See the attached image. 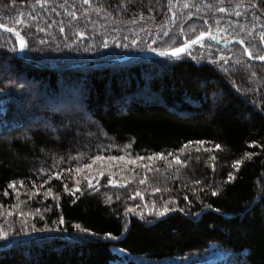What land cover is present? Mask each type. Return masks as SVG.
I'll return each instance as SVG.
<instances>
[{
	"label": "trees",
	"instance_id": "trees-1",
	"mask_svg": "<svg viewBox=\"0 0 264 264\" xmlns=\"http://www.w3.org/2000/svg\"><path fill=\"white\" fill-rule=\"evenodd\" d=\"M19 19L30 30L25 23L17 25ZM0 23L29 42L19 57L14 35L0 31V87L27 80L38 97L55 101L74 85L85 92L84 110L94 120L73 125L46 110L50 128L16 131L26 120L19 115L28 93L12 88L7 97L0 95V208L18 204L8 187L12 181H23L28 194L52 197L44 205L32 204L43 222L10 224L13 231L0 240V264H137L133 259L162 264L214 251L233 256L231 264H264V61L254 58L264 55V0H16L14 5L0 0ZM207 30L220 44L203 38L196 58L190 51L178 58L50 69L122 59L152 48L167 51ZM100 134L127 144L140 157L177 153L196 141L210 151L182 165L154 167L161 174L156 188L173 209L158 216L128 194L101 184L89 188L73 177L75 159L97 151ZM45 181L49 184L42 187ZM77 181L80 192L64 190ZM109 232L114 238L106 236Z\"/></svg>",
	"mask_w": 264,
	"mask_h": 264
},
{
	"label": "rangeland",
	"instance_id": "rangeland-1",
	"mask_svg": "<svg viewBox=\"0 0 264 264\" xmlns=\"http://www.w3.org/2000/svg\"><path fill=\"white\" fill-rule=\"evenodd\" d=\"M49 4V3H48ZM43 3H41V6ZM47 5V3H45ZM48 6V5H47ZM208 40H212L210 37ZM2 42V41H1ZM204 45L201 43H198L195 47H193L190 51V55L195 57V54L198 53L199 48H203ZM159 51V50H158ZM189 53V52H188ZM24 54V53H23ZM22 54V55H23ZM2 75L9 74L8 72L1 71ZM10 79H12V75L9 76ZM34 84V83H33ZM29 81H25V84L15 88L16 92H26L27 91V97H24L22 106L20 107V115L21 119L26 118L25 122L21 124L18 127H15L16 131L20 129H26L33 126H44L50 128L51 123V116L48 114H45L46 110H51V113L61 114L62 119H68L71 120L72 124H84L86 125L88 123H93V118L89 117L87 113L84 110L85 101H84V93L81 92V94L78 92V90H75L74 85H68L66 87L65 91L61 92V97L57 98L55 101H49V99L42 98V96L39 94L40 97H38V91L36 90L33 85ZM26 85H29L33 87L30 91L26 87ZM39 89V88H38ZM84 90V89H82ZM149 99V97L147 98ZM124 105H129L128 101H123ZM53 106H56V109ZM93 126V125H92ZM98 128V127H97ZM12 131V130H11ZM8 131V132H11ZM13 130L12 132H14ZM96 141H98V150L93 151L91 154L85 156L83 159H75L76 166L71 170L73 172L75 178L80 177L82 181L87 183V180L85 177L91 176L94 177L93 188H101L99 185L103 188H107L109 190L114 189L116 193L120 194H128L130 195L131 200L134 203L141 204L144 208H146L147 212H157L162 209L164 206L165 197L161 192L154 191L156 189V185L161 180V174L156 170L154 167L162 166V165H171V166H177V164L173 161V156H180L181 160H187L191 156H194L195 154H201L205 152H209L210 149L206 144H193L188 147H186L184 150L172 153V156L164 155V159L160 158H154L153 160L149 161L147 159L140 161L136 159V157H140L135 155L131 152L129 146L127 144L121 145L116 143V141L113 138L107 137L103 134H100L99 137H95ZM205 149H208L206 151ZM103 155L105 157H111V156H124L125 160L120 161H108L105 160L103 162H97L93 169L91 170V173L88 169H84L82 172L77 173L75 169L79 166H81L84 163H90L91 157L93 155ZM128 160H135V163H128ZM183 164V163H182ZM179 164V165H182ZM143 165H149V168H145ZM69 167V166H68ZM103 169L104 176L98 175L97 170ZM143 174V175H141ZM108 178L114 179L119 182V184H124L123 187H120L119 184L117 186H113L108 183ZM146 178V179H145ZM144 179L145 183L141 184L140 181ZM125 181L127 183L125 184ZM62 182V180H60ZM67 182H74L73 179H67ZM47 183H43L41 186L47 187ZM88 185V184H87ZM25 187H28L25 185ZM52 188V187H51ZM15 190V193L18 196V207H11V208H0V228H3L4 230L8 231L10 229V224L16 225L19 224L20 226L24 225H30L33 222H43L45 219L40 217L39 213L36 211V209H33V202H37L39 205H44L47 202V199L51 198V195H43L41 191L37 192L33 196V193L28 194L26 192V189L22 187V185H15L13 188ZM139 191L143 193V198L139 196H135V193ZM135 196V198H133ZM46 197V198H45ZM42 198V199H39ZM38 201H35L37 200ZM33 200V201H32ZM153 200V201H152ZM29 203H26V202ZM155 204V208H153V205ZM12 211V215L9 216L8 212ZM25 212V213H32V215H25L20 216L18 215L19 212ZM40 212V211H39ZM13 230L8 231L12 232ZM10 234V233H9ZM8 238V237H7ZM1 240V239H0ZM119 254L123 255L122 251H119ZM137 264H145L144 261L139 259H133ZM234 261L233 256H229L228 253H223L222 251H214L210 255H206L200 258H194V259H186V260H169L162 264H231V262ZM115 264H127L125 261L119 260ZM147 264V263H146Z\"/></svg>",
	"mask_w": 264,
	"mask_h": 264
},
{
	"label": "snow or ice",
	"instance_id": "snow-or-ice-1",
	"mask_svg": "<svg viewBox=\"0 0 264 264\" xmlns=\"http://www.w3.org/2000/svg\"><path fill=\"white\" fill-rule=\"evenodd\" d=\"M12 2H13V5H14L15 2H16V0H12ZM45 2H46V0H45ZM83 2L85 4H88V3H90V0H83ZM36 3H40V0H36ZM169 4H171V0H169ZM187 6L188 5L186 4L185 7H187ZM253 6H255V3H253ZM218 11L224 12L225 9L224 8H219ZM237 15H239V13H237ZM141 18H143V17H141ZM32 19L35 20L36 17L33 16ZM133 22H135V21H133ZM16 23H17V25H19L21 23H25V30H30V26L25 22L24 19H19V20L16 21ZM0 30L6 31L8 33H12L14 35L16 44L18 45V48H19V50L21 52L24 51L28 47V43L29 42L25 38V36L21 34L20 31H17L15 28L8 27L7 24H5V23H0ZM60 30L63 31L64 29L61 28ZM38 31H41L42 32V31H44V29L41 28V29H38ZM80 35L83 36L84 33H80ZM164 35H168V33L166 32V33H164ZM205 36L210 37L212 40H215L216 39V36L213 35V33L211 32V30L200 31L199 32V35H197L194 40L187 39L180 46L172 47V48L168 49L167 51H160L159 54L161 56H165V55H169L170 54V55H172L174 57H179L180 54L186 52V50L191 45L201 43L202 40H203V38ZM260 38H261L262 41H264V34H262ZM240 42L243 43L244 41H240ZM41 43H43V41H41ZM135 43H136V41L133 40L132 41V44L135 45ZM104 46L106 47L107 45L105 44ZM12 50L15 51L16 49L13 48ZM152 51H157V49L156 48H152ZM245 51L248 52V55L250 57L253 56V54L250 51H248V49H245ZM254 58L255 59H258V60H261V61H264V55H258V56H255ZM17 87H20V85L16 81H9L5 86L0 87V95L7 97L8 95L11 94L9 90L12 89V88H17ZM188 143L190 144V143H193V142L189 141ZM195 143H197V144H204V141H196ZM253 143H255V142H253ZM186 146L187 145H185V147ZM215 148L216 149H220L221 148V145L216 144L215 145ZM182 150L183 149H180L179 151H182ZM205 150L208 151V149H205ZM168 155L169 156H172V153H168ZM246 155H248L249 157H251L252 154L251 153H247ZM154 158L164 159L165 157H164V154L163 153H154L153 155L148 156V157H136V159H138L140 161H143L145 159L151 161ZM213 159H215V158L213 157ZM105 160H108V161H117V160L123 161V160H125V157L124 156L105 157V156L99 155V154L93 155L91 157V162L90 163H84V164H82L81 166L77 167L75 169V171L77 173H80L84 169H88L89 172L91 173V170L93 169V166L97 162H103ZM173 161L177 165L182 164V163H185L184 161L181 160L180 156H178V155L177 156H173ZM127 162L128 163H135V160H128ZM233 163H234V166L237 167V169H238L239 165L241 164V161L240 160H236ZM143 166L145 168H149V170H151L149 165H143ZM97 172H98V175L104 176L103 169H98ZM53 175L56 176L57 178H59V176H60L59 173H53ZM85 179L87 180L88 187L89 188H93L94 187V184H93L94 177L91 176V174H89V176L85 177ZM232 179H234V176H233V174L231 172H229L228 173V180L231 181ZM15 183H16L15 181L10 182L9 185H8V187L9 188H14L15 187ZM20 183H21V185H23V181H21ZM45 183H47V181H45ZM108 183L111 184V185H113V186H117L119 184L118 181H116L114 179H111V178H108ZM126 183H127V181H125V184ZM140 183L141 184H144L145 183V180L142 179L140 181ZM195 183L196 184H200V181L197 180V181H195ZM119 186L120 187H123L124 184H119ZM64 190L65 191H71L72 195H75L76 192H80L81 191V189L79 188V181L76 182V185L71 190L68 188L67 184H65L64 185ZM48 191L51 192V189H49ZM154 191L159 192L161 190L159 188H156V189H154ZM211 194L213 196H215V195H217V192L216 191H213ZM4 195H8L7 190H5ZM135 196H139V197L143 198V193L137 191L135 193ZM135 196L133 198H135ZM185 199L187 200V197L186 196H185ZM168 204H169V201H164V206L162 207L161 210H159V211L156 212V215H158V216H165L170 211H173V209H171V208L168 207ZM0 207H3V205H0ZM13 207H18V205H14ZM137 207H139V206H137ZM206 207L211 208V205H206ZM153 208H155V204L153 205ZM36 211L39 212V209H36ZM125 211L126 212H132L133 209L132 208H127V209H125ZM179 211L183 212L184 209L183 208H180ZM216 211H219V209H217ZM8 215L11 216L12 215V211H9L8 212ZM18 215L25 216V215H32V213H25V212H22L21 211V212L18 213ZM59 223H64L63 217H61L59 219ZM75 227L77 229H79L80 231H83V232H88L89 231L87 228H81V226L79 224H77ZM8 235H9L8 231L4 230L3 228H0V239H6L8 237ZM106 236H108L110 238H114V237H112V233L111 232L106 233Z\"/></svg>",
	"mask_w": 264,
	"mask_h": 264
},
{
	"label": "water",
	"instance_id": "water-1",
	"mask_svg": "<svg viewBox=\"0 0 264 264\" xmlns=\"http://www.w3.org/2000/svg\"><path fill=\"white\" fill-rule=\"evenodd\" d=\"M2 32H6V31H3V30H0ZM8 33V32H7ZM12 34V33H10ZM214 35V34H213ZM205 37H208V36H205ZM204 37V38H205ZM195 39V38H194ZM193 39V40H194ZM216 43L217 44H220L219 41H218V37L216 35V39H215ZM235 43V42H234ZM197 44H193L191 45L187 50L186 52L184 53H181L179 57L181 56H184L186 55L188 52H190V50L195 47ZM230 44H223L224 47H227L229 46ZM25 51V50H24ZM24 51H20L19 52V57L22 56V54L24 53ZM160 51H152V50H146V51H143V52H139V53H136L132 56H129V57H126V58H122V59H117V60H111V61H94V62H85V63H75V64H72V65H69L67 67H51L50 69L51 70H67V69H71V68H80V67H85V66H107V65H114V64H121L123 62H128V61H132V60H135V59H138V58H143V57H154V58H159V59H170V58H178V57H174L172 55H165V56H161L159 54Z\"/></svg>",
	"mask_w": 264,
	"mask_h": 264
}]
</instances>
